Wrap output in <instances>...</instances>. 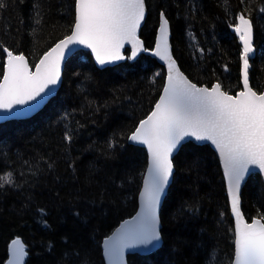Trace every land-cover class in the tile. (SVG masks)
I'll list each match as a JSON object with an SVG mask.
<instances>
[{
    "label": "trees",
    "instance_id": "16d2710c",
    "mask_svg": "<svg viewBox=\"0 0 264 264\" xmlns=\"http://www.w3.org/2000/svg\"><path fill=\"white\" fill-rule=\"evenodd\" d=\"M0 80L5 51L23 53L33 68L70 34L75 0H2ZM139 36L155 43L160 14L170 26L172 55L197 85L235 95L242 90L239 15L252 23L249 85L264 90V0H145ZM98 68L80 49L65 63L60 87L29 118L0 124V264L21 237L25 264H104L102 240L134 214L147 165L129 135L152 110L164 84L163 67L142 52L136 60ZM71 141L65 139V134ZM160 207L162 245L128 254V264H231L234 228L218 157L207 143H183ZM43 210V212H41ZM247 220L264 215V183L249 175L241 191Z\"/></svg>",
    "mask_w": 264,
    "mask_h": 264
},
{
    "label": "snow or ice",
    "instance_id": "6c2138e0",
    "mask_svg": "<svg viewBox=\"0 0 264 264\" xmlns=\"http://www.w3.org/2000/svg\"><path fill=\"white\" fill-rule=\"evenodd\" d=\"M4 6L0 0V8ZM144 18L145 0H75L71 34L44 54L35 72L30 70L23 55L4 49L7 61L0 80V110L12 113L18 105L35 107L31 102L38 97L43 99L42 94L60 80L61 62L72 46L91 49L100 65L125 59L120 49L126 43L131 44L129 59L147 51L137 37ZM160 19L155 55L168 63L167 83L154 110L128 137L146 145L151 157L141 193V211L135 222H127L105 242L106 254L111 264H123L125 249L156 246L161 238L160 199L173 175L171 156L186 137H194L197 141H210L223 160L235 217L232 264H264V215L247 222L239 196L241 182L252 166L264 171V93L257 94L249 86V61L254 53L252 23L241 14L235 25L243 44L240 56L243 90L230 95L221 90L219 83L208 88L188 80L171 57L168 20L163 12ZM65 139L70 142L71 136L66 133ZM0 181L12 183V173L0 176ZM13 245V254L16 255L19 246L23 256L20 241H13Z\"/></svg>",
    "mask_w": 264,
    "mask_h": 264
},
{
    "label": "water",
    "instance_id": "95a60500",
    "mask_svg": "<svg viewBox=\"0 0 264 264\" xmlns=\"http://www.w3.org/2000/svg\"><path fill=\"white\" fill-rule=\"evenodd\" d=\"M146 14H147V9H146V4H145V17H146ZM165 16V15H164ZM160 17H161V14H160ZM159 17V24H158V27H157V32H156V37H155V43H154V46L151 48V49H147V51H140L137 53L136 57L131 59V60H136L137 57L139 56L140 53L142 52H147L148 54L152 55L156 61L163 67V70H164V74H165V79H164V84H163V87L161 89V92H160V95L158 97V99L156 100V103L159 101V98L160 96L163 94V89L167 83V77H168V63L167 61L165 60H161L160 57L156 56L155 55V51H156V44H157V40H158V37H159V26H160V22H161V19ZM145 20V18H144ZM144 20L141 22V26L140 28L137 30V37L138 39L143 43L142 39L140 38L139 36V33H140V29L144 23ZM75 23V22H74ZM74 26V25H73ZM72 31V30H71ZM252 33H253V29H252ZM71 34V32H70ZM69 34V35H70ZM65 38V37H64ZM62 38V39H64ZM61 39V40H62ZM60 41V40H59ZM59 41H57L52 47H54ZM168 46H169V51H170V54H171V57L173 60L174 57L172 55V49H171V43H170V26H169V22H168ZM243 46V44H242ZM51 47V48H52ZM143 47L144 49L145 46H144V43H143ZM50 48V49H51ZM254 48V47H253ZM49 49V50H50ZM80 49H83V50H87L90 52L91 56H92V59L95 63V65L98 67V68H104V67H108V66H114V65H117L119 64L120 62L124 61L123 60H119V61H113V62H110V63H106L105 65H100L96 59H95V55L92 53L91 49L83 46V45H76V46H72V50L67 52L64 60L61 62V65H60V80L58 81V83L54 86H50V89L49 90H46V93L42 94L43 96V99L41 98H37V101H33L31 102V104H34L35 107H31L30 105H24V106H15L14 110L12 113H9V112H5V111H2L0 110V124L1 123H4L6 121H9V120H12V119H23V118H28L30 116H32L33 114H35L37 111H39L41 108H43V106L48 102V100L55 95V93L57 92V90L59 89L60 87V84H61V80H62V74H63V69H64V66H65V63L67 62V60L69 59V57H71V55L73 53H75L76 51L80 50ZM125 49H129V57L131 56V44L130 43H126L125 46L123 48L120 49V52H121V55L124 56V51ZM48 50V51H49ZM46 51V52H48ZM45 52V53H46ZM44 53V54H45ZM44 54L41 56V58L39 59V61L37 62V64L40 62V60L43 58ZM255 54V49H254V53L251 54L252 57L254 56ZM14 55H23V54H14ZM24 56V55H23ZM25 57V56H24ZM26 59V57H25ZM27 60V59H26ZM176 61V60H175ZM28 62V61H27ZM36 64V65H37ZM29 65V63H28ZM35 65V66H36ZM35 66L34 68H32L30 65H29V68L32 72H35ZM176 66L179 68V70L187 77V75L180 69L177 61H176ZM242 67H243V62L241 64V81H242V90H243V74H242ZM188 78V77H187ZM2 80V79H1ZM188 80H190L188 78ZM191 81V80H190ZM192 83H194L193 81H191ZM196 84V83H195ZM217 83H214L213 85H215ZM212 85V86H213ZM198 87H208V88H211L212 86H206V85H197ZM250 86V85H249ZM221 90L224 91L221 87ZM240 90V91H242ZM238 91V92H240ZM254 91V90H253ZM238 92L236 94H238ZM261 93H264V90L260 93H257V94H261ZM230 94V93H228ZM235 94V95H236ZM230 95H233V94H230ZM156 103L154 104L152 110L150 111V113L148 115L151 114V112L154 110L155 108V105ZM147 115V116H148ZM147 116L144 118L146 119ZM142 119V120H144ZM141 120V121H142ZM140 123V122H139ZM139 123L138 125L136 126V128L139 126ZM135 128V129H136ZM134 129V131H135ZM133 131V132H134ZM132 134V133H131ZM186 141H192L194 143H197V144H202V143H207L210 145V147L214 150V152L216 153L217 157H218V160H219V163H220V168H221V172H222V175H223V179H224V183H225V189H226V195H227V198H228V204H229V209H230V214H231V217H232V220H233V228H235V217H234V214L232 213L231 211V198L229 196V192H228V179H227V176L225 174V170H224V164H223V160L219 154V150L215 147V145H213L210 141H197L194 137H186L184 139V141L181 142L180 145H178V149L179 147L185 143ZM129 142L131 143H135V144H138V145H141L143 146L145 149H146V153H147V165H146V168H145V171H144V175H143V179H142V184H141V187H140V190H139V193H138V203H137V208H136V211L135 213L128 217V218H125L124 220H122L115 228L114 230L109 234L107 235L103 240H102V256H103V260H104V264H111L107 254H106V244L105 242L107 240H109L110 237H114L118 231H120L122 229V227L126 226L127 222H135L136 221V218L138 217V214L140 213L141 211V193L143 192L144 190V181L148 175V167H149V164H150V153L148 152V149H147V146L142 144V143H139V142H133L131 140H129ZM177 150H174L172 156H171V159H173L174 155L177 153ZM174 171H175V168H174V165H173V175H174ZM253 173H257L260 175V177L262 178V181L264 183V171H261L258 167L256 166H252V170L249 172V173H246L245 174V178L244 180L241 182V187H240V192H239V196H240V209H241V191H242V187L244 185V183L246 182V180L248 179L249 175L253 174ZM173 175L172 177H170V181H169V184L166 186L163 194L161 195V199H160V204H159V208H158V217H159V231H160V227H161V222H160V216H159V212H160V207L162 205V202H163V199L164 197L166 196L167 194V191H168V188L172 182V179H173ZM242 212V210H241ZM243 213V212H242ZM245 217V216H244ZM254 218H258V217H254ZM253 219V218H252ZM251 220H247L245 218V220L249 223H251ZM134 226V224L132 225ZM160 237H161V233H160ZM16 240H19L21 245H22V248H23V253L24 255L21 256L20 255V251H19V246H17V253L16 255L13 254V248H14V245H13V241H16ZM156 243V242H154ZM162 245V237L160 238L159 242L156 243V246L153 247L151 245L145 247V246H139V247H135V248H127L124 250V256H123V264H128L127 262V255L128 254H133V253H137V254H140V255H146V254H150L152 253L153 251L157 250L160 246ZM26 258H27V251L25 249V244L23 242V240L21 239V237L19 236H16L14 238H12L8 244V257L6 259V261L4 262V264H20V261L22 260V264H25L26 262ZM234 260V255H233V259L232 261ZM232 264V262H231Z\"/></svg>",
    "mask_w": 264,
    "mask_h": 264
},
{
    "label": "bare ground",
    "instance_id": "6f19581e",
    "mask_svg": "<svg viewBox=\"0 0 264 264\" xmlns=\"http://www.w3.org/2000/svg\"><path fill=\"white\" fill-rule=\"evenodd\" d=\"M144 21H145V20H144ZM143 24H144V23H143ZM142 26H143V25H142ZM141 28H142V27H141ZM140 30H141V29H140ZM12 53H13V52H12ZM13 54H16V53H13ZM20 54H23V53H20ZM5 55H6V57H5V63H4L3 71H4V68H5V65H6V61H7V53H6V52H5ZM23 55H24V54H23ZM24 56H25V55H24ZM26 59H27V58H26ZM36 64H37V63H36ZM36 64H35V65H36ZM33 68H34V67H33ZM2 77H3V75H2ZM2 77H1V79H2ZM57 91H58V90H57ZM55 94H56V93H55ZM52 97H53V96H52ZM52 97H51V98H52ZM51 98H50V99H51ZM50 99H49V100H50ZM49 100H48V101H49ZM44 106H45V105H44ZM44 106H43V107H44ZM41 109H42V108H41ZM41 109H40V110H41ZM37 112H38V111H37ZM37 112H36V113H37ZM33 115H34V114H33ZM30 117H31V116H30ZM28 118H29V117H28ZM12 120H13V119H12ZM9 121H10V120H9ZM4 123H5V122H4ZM1 124H2V123H1ZM130 135H131V134H130ZM130 135H129V136H130ZM128 143H131V142H129V139H128ZM132 144H135V143H132ZM135 145H138V144H135ZM140 146H141V145H140ZM145 150H146V149H145ZM146 152H147V151H146Z\"/></svg>",
    "mask_w": 264,
    "mask_h": 264
},
{
    "label": "rangeland",
    "instance_id": "374dc122",
    "mask_svg": "<svg viewBox=\"0 0 264 264\" xmlns=\"http://www.w3.org/2000/svg\"><path fill=\"white\" fill-rule=\"evenodd\" d=\"M135 213V212H134ZM128 218V217H127Z\"/></svg>",
    "mask_w": 264,
    "mask_h": 264
}]
</instances>
